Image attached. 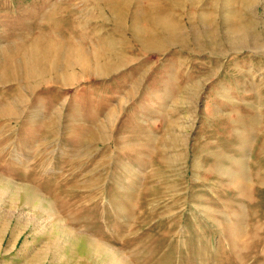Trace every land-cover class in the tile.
Returning a JSON list of instances; mask_svg holds the SVG:
<instances>
[{
	"label": "rangeland",
	"instance_id": "obj_1",
	"mask_svg": "<svg viewBox=\"0 0 264 264\" xmlns=\"http://www.w3.org/2000/svg\"><path fill=\"white\" fill-rule=\"evenodd\" d=\"M0 264H264V0H0Z\"/></svg>",
	"mask_w": 264,
	"mask_h": 264
},
{
	"label": "bare ground",
	"instance_id": "obj_2",
	"mask_svg": "<svg viewBox=\"0 0 264 264\" xmlns=\"http://www.w3.org/2000/svg\"><path fill=\"white\" fill-rule=\"evenodd\" d=\"M77 241H79V239L77 240ZM81 242V241H80ZM89 243V242H88ZM79 244H81V243H79ZM80 246H83V244L82 245H80ZM84 247V246H83ZM82 248V247H81Z\"/></svg>",
	"mask_w": 264,
	"mask_h": 264
}]
</instances>
